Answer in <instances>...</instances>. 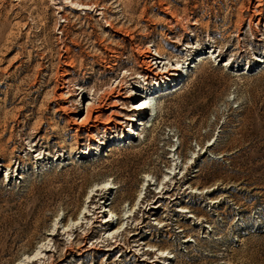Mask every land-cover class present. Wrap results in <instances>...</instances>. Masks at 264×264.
Wrapping results in <instances>:
<instances>
[{"label": "rangeland", "instance_id": "obj_1", "mask_svg": "<svg viewBox=\"0 0 264 264\" xmlns=\"http://www.w3.org/2000/svg\"><path fill=\"white\" fill-rule=\"evenodd\" d=\"M0 264H264V0H0Z\"/></svg>", "mask_w": 264, "mask_h": 264}, {"label": "bare ground", "instance_id": "obj_2", "mask_svg": "<svg viewBox=\"0 0 264 264\" xmlns=\"http://www.w3.org/2000/svg\"><path fill=\"white\" fill-rule=\"evenodd\" d=\"M137 51H139V50H137ZM115 53H117V52H115ZM136 54H137V52H136ZM139 54H140V59L136 60L137 66H138V70L136 71V73L140 74L144 78L145 82H147L149 78H153L157 83L156 87H162V83H164V82L166 83V80H168V79H169L168 80L169 82L170 81H176L177 77L172 76V75H174L172 71L182 73V66H180V65H179V67H176L175 69L170 68V69H167L165 71L160 69L162 67L161 62H162V60H164V56L167 55L166 50L164 48H161L160 46H157V48L155 49V52H152L151 48H146L144 50H140ZM207 56L208 55H203V56L201 55L198 58L203 59ZM166 60H168V57H166ZM257 60H259V59H257ZM260 61L261 60H259V62ZM225 62H227V60H225ZM165 64L166 63H164L163 66ZM223 65H225V64H223ZM135 70H134V72H135ZM130 74H132V73H130ZM147 85H148V83H147ZM134 87H137L136 89H138L137 90L138 92L136 91V89ZM134 87L132 88L133 91H132L131 95H126L124 93V90L126 89V87L124 85H121V84L117 86V89H116V91L113 92V95H109L106 97L93 95L94 93H92V94L88 93L89 96L91 95V97L89 98L90 101L86 107V114L78 122L76 120H73V124L80 125V124L92 122L93 123L92 125L96 126L97 123L103 119V116L107 115V119H108L107 123L108 124H106L105 129H107L108 131H111L112 129H118L119 127H121L123 125V122L118 119L119 117H122V115H120L119 114L120 112H118L114 108L115 107L120 108L121 106L119 104H124L123 101L126 99H129V100L138 99L136 101V103L133 104L135 107H133L129 111L138 112L139 116L141 117L147 111V109L149 107V101H148V98L142 96L144 94L142 92H144V91L139 92V89H141L140 86L135 85ZM147 89H149V88H147ZM149 90H151V89H149ZM85 94H87V93H85ZM85 97H86V95H85ZM121 108H123V107H121ZM107 112H109V113L106 114ZM125 115H127V114H124V116ZM132 123L133 124L131 126V132L133 133L134 132L133 127H134V123H136V119H133ZM86 153H87L86 151H83V154H86ZM110 187H111V185H109L108 183H103V185H101V187H99V188L108 189ZM99 188H97V190H99ZM85 211L86 210L81 211V212H83L85 214L86 213ZM80 215H81V213H80ZM80 215H78V216H80ZM103 223H104L103 225L105 227L112 225L113 224L112 218L106 219V217H105ZM66 230H68V228H66ZM66 230H65V232H66ZM49 234H51V233H49ZM37 249H40V248H37ZM45 249H46V247H45ZM109 250H111V249H109ZM39 252L37 251V253H33L31 255L36 256ZM32 260H34V259H32Z\"/></svg>", "mask_w": 264, "mask_h": 264}]
</instances>
